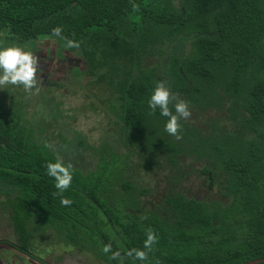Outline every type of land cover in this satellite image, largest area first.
I'll return each mask as SVG.
<instances>
[{
	"label": "trees",
	"instance_id": "obj_1",
	"mask_svg": "<svg viewBox=\"0 0 264 264\" xmlns=\"http://www.w3.org/2000/svg\"><path fill=\"white\" fill-rule=\"evenodd\" d=\"M57 26L79 48L52 37ZM0 34L11 44L55 39L61 57L79 56L118 124L109 132L120 148L101 145L93 171L73 167L63 193L73 203L63 206L46 167L57 154L0 104V209L22 238L60 233L120 264L104 245L122 254L143 249L151 228L155 251L124 264L264 259V0H0ZM159 81L189 104L181 140L148 106ZM141 167L146 175L170 171L156 209L140 199L153 189L130 179ZM191 175L212 194L221 183L217 199L189 196L181 185Z\"/></svg>",
	"mask_w": 264,
	"mask_h": 264
},
{
	"label": "rangeland",
	"instance_id": "obj_2",
	"mask_svg": "<svg viewBox=\"0 0 264 264\" xmlns=\"http://www.w3.org/2000/svg\"><path fill=\"white\" fill-rule=\"evenodd\" d=\"M2 36L0 34V48L19 46L25 51H31L40 58L42 67V72L38 73V79L42 77V84L39 86L38 92L34 89L33 93L29 94L25 92L22 86L14 85L0 88V104L4 110L17 115L25 127L31 126L35 131V137L37 139L39 137V142L47 143L65 164L71 163L73 167L85 173L95 170L98 163V156L95 151L101 145L109 142L114 148H120L119 144H115L113 135L109 132H113L118 124L115 121L116 114L108 107L109 99L108 96H104V86L100 84L97 76L87 73V67L85 70H81V74L78 73L76 64H73L74 70H71L69 62L72 58L73 61H76L75 54H72V58L70 56L69 59V57L67 58L69 52L64 51V59L67 63L57 61L60 57L58 53L60 48L58 49L55 39H42V41L25 43L16 41L11 44ZM54 53L57 54L56 57H53ZM57 63L62 65L57 66ZM82 64L80 63V65ZM66 66H69L68 70L63 69ZM58 67H62V69L54 70ZM47 72H52L51 77L46 74ZM45 77L51 82H45ZM132 163L136 164L135 161ZM137 173L140 178H143L145 184H149L152 188L157 187L159 191H163L169 185L165 180V176L169 172L160 168L151 172L148 178H145L140 171ZM106 175H109L108 171H106ZM187 179L189 180H186L181 188L186 190L189 196L195 197L197 201L210 203L217 199V195H220L221 183L215 182L216 195L211 193L209 186L198 175H191ZM108 192L111 195L110 189ZM158 198L161 200L160 196H156L152 201L157 202ZM34 222L32 223L33 226ZM0 228L9 231L10 226L4 221ZM62 237L63 235L60 233L47 230V233L43 234L39 246L42 250L46 246H50L52 249L50 255L53 260L67 250L71 253L69 264H77L76 261L81 263V260L88 264H105L91 254L81 255L78 252L70 251L66 248L67 244L75 246L76 243L67 236L64 239L67 243L59 242L58 239ZM75 248L72 247L71 249Z\"/></svg>",
	"mask_w": 264,
	"mask_h": 264
},
{
	"label": "clouds",
	"instance_id": "obj_3",
	"mask_svg": "<svg viewBox=\"0 0 264 264\" xmlns=\"http://www.w3.org/2000/svg\"><path fill=\"white\" fill-rule=\"evenodd\" d=\"M134 10L139 9V5L133 3ZM63 28L57 26L52 29L51 36L58 37L66 41V48H79L78 41L68 39L62 35ZM42 72L40 58L31 51H25L19 46H10L0 48V88L7 85L22 86L25 92L32 94L35 89L39 91V86L42 84V77L38 79V73ZM148 106L151 113L154 114L157 109L162 116L167 117L165 131L175 137L176 140H181L182 124L181 120H187L191 117V110L186 100L171 92L164 81L156 83L155 89L148 101ZM171 106V107H170ZM174 108V111H173ZM47 175L55 180V195L61 197L60 203L63 206H71L73 201L65 197L63 193L67 191L73 180V165L65 164L63 160L49 162L46 165ZM146 219V217H142ZM146 239L144 240L143 249H130L127 253L122 254L121 251H113L112 245H104L102 251L105 254L111 253L108 257L110 260H118L120 264H124L125 257L134 258L137 261L143 262L149 259V254L155 251L154 246L158 243V236L151 228L146 230ZM156 264H160L159 260Z\"/></svg>",
	"mask_w": 264,
	"mask_h": 264
},
{
	"label": "flooded vegetation",
	"instance_id": "obj_4",
	"mask_svg": "<svg viewBox=\"0 0 264 264\" xmlns=\"http://www.w3.org/2000/svg\"><path fill=\"white\" fill-rule=\"evenodd\" d=\"M57 54L54 53L53 57H56ZM46 57V55H43ZM70 56L72 58V54H69L67 58ZM76 57V61H73V58L70 59L69 64H71V70H74V65L78 69V73L81 74V70H85V63L81 60L79 56ZM48 59V58H47ZM56 59V58H55ZM50 60V59H49ZM52 62V60H50ZM57 61H65L64 58L61 56L58 58ZM80 63H83L80 65ZM55 64V63H54ZM53 64V65H54ZM61 63H57V66ZM52 65V66H53ZM62 65V64H61ZM84 65V66H83ZM50 68V67H49ZM48 68V69H49ZM59 69H62V67H58L54 70L58 71ZM64 70H68L69 66H66V68H63ZM71 71V74H72ZM57 73V72H55ZM47 75H52V72H47ZM57 77V76H56ZM45 82H51L48 81V79L45 77ZM138 170L134 171L132 170L131 180L134 182V184L139 186H145L147 188L153 189L152 193H149V195H141L140 199L142 200V207L143 208H151L156 209L160 204L162 203L165 192L159 191L157 187L152 188L149 184H145L143 182V178H140L138 175ZM170 172V171H169ZM141 173L145 176V178H148L149 175H146L143 171V168L141 167ZM144 190H139L137 193H141ZM191 193V192H190ZM192 194V193H191ZM156 196H160L161 200L158 198L157 202H153L152 199H154ZM4 216V217H3ZM4 221L8 223L10 226L9 231L8 230H2L0 228V264H69V257H71V253L67 250L62 252L60 255L56 256V259L53 260L51 257L52 249L50 246H46L43 250L39 246V243L41 241V238L43 234H40V236H33L31 238H22L20 231L16 228V223L13 221V217L11 215L5 214L2 209H0V226L4 224ZM47 238V237H46ZM59 242L67 243L63 239L59 238ZM47 244H50L46 242ZM51 245V244H50ZM77 245V244H76ZM75 249H71V248ZM70 251L78 252L81 255H85L86 253L91 254L96 259L102 261L105 264H108L103 257H99L95 254H93L91 251L85 250L83 247L80 246H72L71 244H67V247ZM78 259L80 257L78 256ZM77 264H88L84 260H81V263L76 261Z\"/></svg>",
	"mask_w": 264,
	"mask_h": 264
},
{
	"label": "water",
	"instance_id": "obj_5",
	"mask_svg": "<svg viewBox=\"0 0 264 264\" xmlns=\"http://www.w3.org/2000/svg\"><path fill=\"white\" fill-rule=\"evenodd\" d=\"M245 264H264V259H260V260H255V261H251Z\"/></svg>",
	"mask_w": 264,
	"mask_h": 264
}]
</instances>
